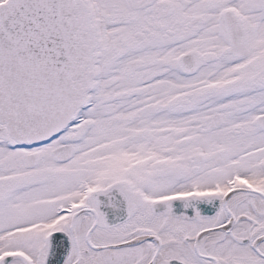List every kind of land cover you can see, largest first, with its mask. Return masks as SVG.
I'll return each instance as SVG.
<instances>
[{"label": "snow or ice", "instance_id": "1", "mask_svg": "<svg viewBox=\"0 0 264 264\" xmlns=\"http://www.w3.org/2000/svg\"><path fill=\"white\" fill-rule=\"evenodd\" d=\"M0 264H264V0H0Z\"/></svg>", "mask_w": 264, "mask_h": 264}]
</instances>
